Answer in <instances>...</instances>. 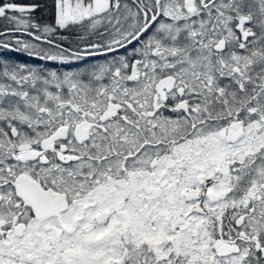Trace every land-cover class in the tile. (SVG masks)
Returning a JSON list of instances; mask_svg holds the SVG:
<instances>
[{"label": "snow or ice", "instance_id": "1", "mask_svg": "<svg viewBox=\"0 0 264 264\" xmlns=\"http://www.w3.org/2000/svg\"><path fill=\"white\" fill-rule=\"evenodd\" d=\"M0 264H264V0H0Z\"/></svg>", "mask_w": 264, "mask_h": 264}]
</instances>
